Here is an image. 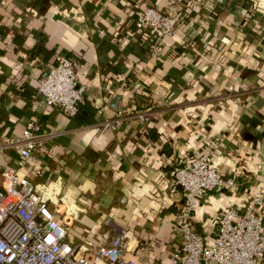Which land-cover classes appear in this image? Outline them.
<instances>
[{"label": "crops", "instance_id": "obj_1", "mask_svg": "<svg viewBox=\"0 0 264 264\" xmlns=\"http://www.w3.org/2000/svg\"><path fill=\"white\" fill-rule=\"evenodd\" d=\"M259 0H0V144L29 120L46 132L22 174L47 198L65 199V241L78 252L121 234L125 257L167 264L180 248L182 201L172 171L214 152L235 176L194 209L196 231L210 243L215 214L243 212L264 184V13ZM263 1V0H261ZM151 6L179 11L178 28L152 52L135 14ZM57 54L77 55L83 104L70 116L47 107L37 84ZM151 109L146 122L124 118ZM121 112V114L119 113ZM18 151L0 152V172ZM264 216V208H262Z\"/></svg>", "mask_w": 264, "mask_h": 264}, {"label": "built area", "instance_id": "obj_2", "mask_svg": "<svg viewBox=\"0 0 264 264\" xmlns=\"http://www.w3.org/2000/svg\"><path fill=\"white\" fill-rule=\"evenodd\" d=\"M252 8L263 14L264 0ZM134 18L146 31L150 50L156 52L161 39L178 28L181 13L145 6ZM77 64V55H56L37 84L45 106L60 108L70 116L77 113L84 93ZM151 114V109L121 114L109 126L115 129L122 119L132 116L143 123ZM45 134L39 122L29 120L20 136L0 144V152L18 151L16 167L0 172V264H138L125 257L126 242L121 234L107 244L80 252L78 245L64 240L70 217L65 214L59 223L55 215L65 199L54 200L55 207L50 209L47 198L22 174V169L33 163L34 151ZM213 157L214 152L191 157L172 171V189L182 192L176 226L181 245L167 264H264V184L248 198L243 212L228 207L215 214L216 231L210 243L196 231L194 209L199 199L218 188H238L235 176H224L213 164Z\"/></svg>", "mask_w": 264, "mask_h": 264}, {"label": "trees", "instance_id": "obj_3", "mask_svg": "<svg viewBox=\"0 0 264 264\" xmlns=\"http://www.w3.org/2000/svg\"><path fill=\"white\" fill-rule=\"evenodd\" d=\"M82 104H83V103H81V104L79 105V107H78V111H79L80 107L82 106ZM78 111H77V113H78ZM77 113H76V114H77ZM76 114H75V115H76Z\"/></svg>", "mask_w": 264, "mask_h": 264}]
</instances>
